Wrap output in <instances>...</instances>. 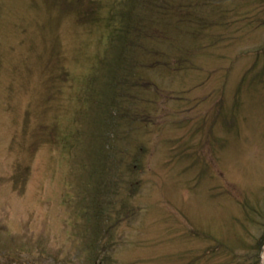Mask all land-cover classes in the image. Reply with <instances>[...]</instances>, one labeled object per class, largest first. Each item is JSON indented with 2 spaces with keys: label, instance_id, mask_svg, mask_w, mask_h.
Listing matches in <instances>:
<instances>
[{
  "label": "rangeland",
  "instance_id": "374dc122",
  "mask_svg": "<svg viewBox=\"0 0 264 264\" xmlns=\"http://www.w3.org/2000/svg\"><path fill=\"white\" fill-rule=\"evenodd\" d=\"M118 1L0 0V264H263L264 0L198 8L111 103Z\"/></svg>",
  "mask_w": 264,
  "mask_h": 264
},
{
  "label": "trees",
  "instance_id": "16d2710c",
  "mask_svg": "<svg viewBox=\"0 0 264 264\" xmlns=\"http://www.w3.org/2000/svg\"><path fill=\"white\" fill-rule=\"evenodd\" d=\"M262 1L254 0V6L256 8L259 7ZM209 5H213V10H216V13H213L218 18H216L217 20H210H216L214 24L210 23V26H223L224 24H228V21L224 20V16H227L228 19L231 16L235 18L237 15V17L241 16L244 19L253 21L252 17L255 16L257 11L254 6L247 7L245 11H234L235 9L231 10L226 5H223L222 0H120L115 6L113 16L107 15L108 17L106 16V18L101 19L102 16H100V11L97 6L93 3L90 4V10L88 12L92 15L90 19L94 20L93 22L96 24H98L97 22L103 24L105 26L104 30L108 33V36H103L99 39V42H103L106 37L107 47H105L104 53L106 54L108 52L111 55V57H104L102 61L106 63L108 68L109 79L106 81L105 90L107 86V91L112 97L111 103H114L115 99H113V94H115L119 84L122 83L126 86L123 92L126 101V96L130 95L135 88L137 91L140 89L139 85L141 82L143 83L142 85L151 82V79L146 74L150 70L155 71L160 67L161 59L159 56L164 53V50L161 51L158 47L159 45L165 44L163 40L168 39L169 42L167 43H172V34L175 32L176 35L178 33L181 36L183 35L181 34L183 29H188L189 32L198 34V30L194 28L195 24L204 23L202 28L203 30L206 29L208 27L206 24L208 21H206L205 16L199 13V9H205ZM159 13L166 15V17L163 16L161 20ZM180 21H182L183 28L178 25ZM223 34L226 36V33ZM223 38L227 37L216 34L215 40L221 41ZM229 38L230 36L227 39ZM165 52L170 53L166 49ZM167 63L168 67L172 64L168 60ZM134 77H137L136 81ZM109 89L111 90L109 91ZM102 182L103 177L99 179L95 187V194L102 191ZM105 189H109V187ZM94 211L95 227H101L102 221L98 216L101 210H98L97 206H95ZM133 213L134 209L127 210L126 212L127 216H131ZM91 224H93L92 221ZM105 227L108 226L105 225ZM260 241L259 247L262 248L264 244V233ZM256 264H260V257H258Z\"/></svg>",
  "mask_w": 264,
  "mask_h": 264
}]
</instances>
